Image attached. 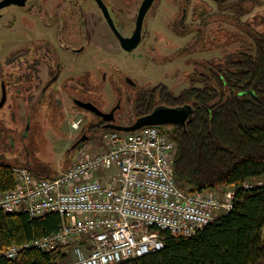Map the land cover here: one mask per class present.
Returning a JSON list of instances; mask_svg holds the SVG:
<instances>
[{
    "label": "trees",
    "instance_id": "16d2710c",
    "mask_svg": "<svg viewBox=\"0 0 264 264\" xmlns=\"http://www.w3.org/2000/svg\"><path fill=\"white\" fill-rule=\"evenodd\" d=\"M215 1L220 9H233L238 19L258 2ZM209 70L191 76L190 86L178 94L164 83L141 89L134 110L141 117L160 106L187 108L188 119L173 124L170 133L176 144L175 178L190 190L232 187L233 207L191 236L160 231L161 250L118 264H264V185L243 187L248 180H264V34ZM100 123L95 127L117 130L115 123ZM4 130L0 126V146L6 144ZM16 184L14 166L0 157V193ZM61 224L57 212L34 217L0 209V264H61L67 256L61 249L29 247L15 258L2 255L13 244L58 231Z\"/></svg>",
    "mask_w": 264,
    "mask_h": 264
},
{
    "label": "rangeland",
    "instance_id": "374dc122",
    "mask_svg": "<svg viewBox=\"0 0 264 264\" xmlns=\"http://www.w3.org/2000/svg\"><path fill=\"white\" fill-rule=\"evenodd\" d=\"M112 1L122 21L120 29L130 35L141 0ZM201 10L206 13L199 15ZM99 22L96 15L92 24L101 27ZM100 29L104 32V28ZM144 29V38L134 51L123 50L115 36L109 34L91 39L87 50L80 55L64 53L66 68L59 82L67 87L60 88V103L52 110L42 104L30 117L27 114L30 102L21 98L12 101L15 90L8 88L7 102L0 109V126L5 129L2 140L7 145L0 146V157L14 167L30 164L34 173L41 170V176L47 177L66 171L82 147L90 153L105 150L104 137L108 131L95 127L99 118L73 102L76 89L89 93V88L77 86L79 79L86 80L89 69L96 70V87L90 89L95 104L109 114L112 123L130 125L136 120L133 99L138 87L164 83L178 94L190 86L195 73L208 74L209 66L222 63L228 54L253 44L257 33L264 34V0H258L252 11L240 19L230 9L219 10L213 0H192L185 11L181 0H155ZM186 30L191 31L183 36L180 32ZM76 40L75 37L74 44L78 46ZM104 72L108 76L105 81ZM42 78L45 80V72ZM40 90L33 91V102ZM85 97L82 99L92 101ZM0 98H3L1 85ZM9 136L14 146L10 145ZM73 261L70 253L61 264Z\"/></svg>",
    "mask_w": 264,
    "mask_h": 264
},
{
    "label": "built area",
    "instance_id": "2783aa9c",
    "mask_svg": "<svg viewBox=\"0 0 264 264\" xmlns=\"http://www.w3.org/2000/svg\"><path fill=\"white\" fill-rule=\"evenodd\" d=\"M173 125H148L135 131L110 130L105 150L79 154L64 172L37 176L14 167L17 184L0 193V209L42 216L57 212L58 231L2 255L15 258L25 248L72 253V264H118L161 250L160 231L191 236L233 207L235 190H190L174 174ZM264 185L248 180L243 187Z\"/></svg>",
    "mask_w": 264,
    "mask_h": 264
},
{
    "label": "flooded vegetation",
    "instance_id": "af4514ba",
    "mask_svg": "<svg viewBox=\"0 0 264 264\" xmlns=\"http://www.w3.org/2000/svg\"><path fill=\"white\" fill-rule=\"evenodd\" d=\"M144 1L141 0L138 5L134 16L135 26L133 31L130 35H126L120 29L122 21L115 11V3L112 0H91V3H88V0H0V85L3 89V98H0V102L4 99L2 106L7 102V89L12 88L15 90L12 101L21 98L26 102H30L28 105L31 107L27 111L30 117H32L33 111L35 112L42 104L45 105V108H49L48 110L54 109L60 103L58 98L60 88L67 87L66 84L61 86L59 82L61 74L66 68L63 54L67 53L72 56L82 54L89 47V41L97 35L100 37L102 35H114L123 50L134 51L144 38V23L155 0L146 12L140 43L132 50L123 48L119 37L110 24L109 17L120 33L124 36H132ZM191 1L181 0L183 11L189 7ZM213 1L217 4L219 10L230 9L234 11L231 8L220 9L218 3L215 0ZM87 4H92V7ZM251 7L252 3L250 2L248 8L251 9ZM205 13L206 10H201L199 15ZM96 15L99 17V26L101 27L92 24ZM236 18L238 17L236 16ZM181 24L182 21H179L178 26L181 27ZM100 28H104V32ZM190 31H181L180 33L184 36ZM199 35H201L200 32ZM75 37L78 38L76 40L78 46L74 44ZM42 72L46 73L45 80L42 78ZM86 75V80L79 79L77 86L89 88V93H83L76 89L73 96L74 104L78 108L88 110L98 117L100 122H103L100 123L102 127L113 124V119L108 117L109 114L95 104L96 102L90 92V89L96 87V70L89 69V73ZM107 78V73L104 72L102 79L105 81ZM126 80L128 81V78ZM144 88L148 87H138L136 89L133 105L138 92ZM37 89L41 90L38 98L33 102V91ZM77 92H81V94ZM82 96H86L85 98H90L92 101L83 100ZM81 103L92 104L104 112L105 115L103 116ZM48 110L47 113H49ZM137 118L136 116V120ZM9 141L10 145L14 146L12 136H9Z\"/></svg>",
    "mask_w": 264,
    "mask_h": 264
},
{
    "label": "water",
    "instance_id": "95a60500",
    "mask_svg": "<svg viewBox=\"0 0 264 264\" xmlns=\"http://www.w3.org/2000/svg\"><path fill=\"white\" fill-rule=\"evenodd\" d=\"M153 1L154 0L144 1L138 15L135 31L132 36H124L122 33H120L116 29L114 23L109 17L110 24L112 25L115 33L119 37L124 49L132 50L135 47H137L138 44L140 43V40L142 38L144 18L146 12L148 11ZM104 9L107 12V9L105 7ZM3 103H4V99L0 102V107L3 105ZM81 104L95 110L96 112H98L103 116L105 115L104 112H102L100 109H98L96 106L92 104H88V103H81ZM188 117H189V110L185 107L160 106L155 110H153L151 113L138 117L137 120L130 125L115 124L113 126L117 130L131 132L148 125H173V124L183 123L188 119Z\"/></svg>",
    "mask_w": 264,
    "mask_h": 264
}]
</instances>
